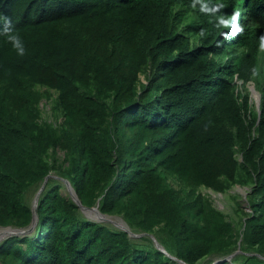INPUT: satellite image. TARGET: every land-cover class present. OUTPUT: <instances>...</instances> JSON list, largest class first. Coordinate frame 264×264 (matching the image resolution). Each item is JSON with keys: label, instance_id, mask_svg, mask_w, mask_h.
I'll return each mask as SVG.
<instances>
[{"label": "trees", "instance_id": "16d2710c", "mask_svg": "<svg viewBox=\"0 0 264 264\" xmlns=\"http://www.w3.org/2000/svg\"><path fill=\"white\" fill-rule=\"evenodd\" d=\"M234 12L232 35L218 17ZM0 16L27 49L0 34V228L30 227L27 190L57 173L146 234L85 217L55 179L3 264H264V0H0ZM40 85L59 91V126L38 121ZM235 185L253 207L238 230L200 192Z\"/></svg>", "mask_w": 264, "mask_h": 264}, {"label": "rangeland", "instance_id": "374dc122", "mask_svg": "<svg viewBox=\"0 0 264 264\" xmlns=\"http://www.w3.org/2000/svg\"><path fill=\"white\" fill-rule=\"evenodd\" d=\"M146 71H144L141 74V82L147 83ZM151 76V74H150ZM256 86L255 83L251 82L246 85L243 84V82L239 83V88L242 91V94L250 93L252 105L254 109H259V99L256 98V94L258 95V92H255V94H252L251 87ZM257 88V87H256ZM37 91L41 94L40 102L38 103V121L42 124H53L54 126L61 125L65 118L61 110L57 106V99L59 97V91L56 89H51L49 87L40 85L37 88ZM258 90V89H256ZM259 96V95H258ZM258 99V100H257ZM58 157L61 159V162L65 159V152L63 150L58 151ZM240 160H242L241 155H239ZM55 179L61 180L60 182L54 183L55 185H60V191L67 197L73 198V191L74 188L71 185V183L61 178L57 173H53L51 175V178L47 181L45 188L47 187L48 183L52 182ZM169 182L177 189H181L183 185L179 180H177L175 177L169 176ZM42 186H32L27 190V200L31 204L32 207L36 206L37 204V197L41 190ZM200 192L206 196L219 210L224 212L226 217L232 221L235 222V229L238 230L240 228V220L244 219V216L248 213H251L253 210V207L250 204V187L249 186H243V185H235L228 189L226 192H218L213 190L212 188L202 187L200 189ZM238 209H242V212H238ZM81 214L85 217L89 216L93 219L95 216V213L92 215L90 213H87L86 211L81 210ZM112 219L111 223H108L110 225L116 226L120 228V224L122 221H125L121 216L110 217ZM109 222V221H108ZM39 221L36 222L35 225H31L28 228H17L19 230H22V234H30L33 233L36 230V227L38 225ZM13 227V226H12ZM15 228V227H14ZM5 228H0V245L8 238L10 235H5L1 237V233ZM136 232L135 234H137ZM140 233V232H139ZM13 236V235H11ZM0 264H3L0 260Z\"/></svg>", "mask_w": 264, "mask_h": 264}, {"label": "clouds", "instance_id": "9594fccd", "mask_svg": "<svg viewBox=\"0 0 264 264\" xmlns=\"http://www.w3.org/2000/svg\"><path fill=\"white\" fill-rule=\"evenodd\" d=\"M193 7H195V3L193 4ZM217 7H220V6H217ZM200 10L208 11V12L215 11V9L210 8L207 3H202ZM239 16H240L239 12H234L231 15L224 14L218 17V21H219V24L223 25L224 27L231 26V34L235 35L244 30V26L239 23ZM0 24L3 25L2 27H0V34L5 35L6 39L9 42H11L12 47L16 50L18 55L20 56L25 55L27 51L26 45L19 31L15 28L13 19L10 16H0ZM223 35L227 37L229 35V32L225 31L223 32ZM259 46L261 49H264V36L260 38ZM252 71H253V74H259L260 70L259 68L254 67ZM261 99H262V94L260 98V105H261ZM258 107L260 108V106Z\"/></svg>", "mask_w": 264, "mask_h": 264}, {"label": "water", "instance_id": "95a60500", "mask_svg": "<svg viewBox=\"0 0 264 264\" xmlns=\"http://www.w3.org/2000/svg\"><path fill=\"white\" fill-rule=\"evenodd\" d=\"M254 90H255V91H254ZM251 92H252V94H255V92H258V91L256 90V87H255V86H252V87H251ZM258 93H259V94H258L259 97L261 98V94H260V92H258ZM258 105L260 106V102H259ZM50 177H51V175H49V176L46 178V180H45V182H44V184H43V186H42V188H41V190H40V192H39V194H38V197H37V204H36V206H34V219H33V223H32L33 225H35L36 222L39 221V216H38V213H37V208H38V204H39V200H40L41 193L43 192V190H44V188H45V185H46V183H47V181L49 180ZM72 195H73V199H74V201H76V202L81 206V208H82L83 211H86L87 213H90L91 215H92L93 213H95V214L97 215V216H96V215L94 216V218H95L96 221H99V222H105V220H108L110 217H113V216H111V215H108V214H104V213H102L101 210L99 209V207L87 208V207L83 206V205H82V202H81V200L79 199L78 194L76 193L75 190L73 191ZM107 217H108V218H107ZM106 218H107V219H106ZM122 222H123V225L120 224V228L123 229V230H125V231H127V232H129L131 236H133V237H140V236H144V235H146V234H135V233H133V232L131 231L129 225L126 223V221H122ZM7 228H13V227H7ZM21 234H22V230H17V232H16L14 235H21ZM152 238L154 239V241L156 242V244L158 245V247H159L160 249H162L163 251L166 252V250L164 249V247L161 246V244L157 241V239H156L154 236H152ZM168 255H169V254H168ZM180 262H181L182 264H186L184 261H180Z\"/></svg>", "mask_w": 264, "mask_h": 264}, {"label": "bare ground", "instance_id": "6f19581e", "mask_svg": "<svg viewBox=\"0 0 264 264\" xmlns=\"http://www.w3.org/2000/svg\"><path fill=\"white\" fill-rule=\"evenodd\" d=\"M257 89V88H256ZM255 91V90H254ZM258 92H260L259 90H257ZM259 94V93H258ZM256 98H258L259 99V96L256 94ZM257 99V100H258ZM96 215V214H95ZM97 216V215H96ZM108 218V217H107ZM106 218V219H107ZM112 222V219L111 218H109L108 220H105V222ZM122 225H123V222L121 223ZM17 230H19V229H17V228H5V229H3V231H2V233H1V237L2 236H5V235H14L16 232H17Z\"/></svg>", "mask_w": 264, "mask_h": 264}]
</instances>
